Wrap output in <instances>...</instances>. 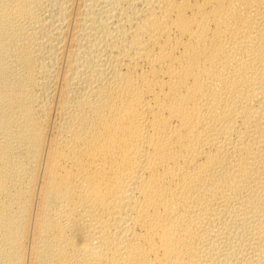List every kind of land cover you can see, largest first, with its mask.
<instances>
[{
    "label": "bare ground",
    "instance_id": "bare-ground-1",
    "mask_svg": "<svg viewBox=\"0 0 264 264\" xmlns=\"http://www.w3.org/2000/svg\"><path fill=\"white\" fill-rule=\"evenodd\" d=\"M0 264H264V0H0Z\"/></svg>",
    "mask_w": 264,
    "mask_h": 264
}]
</instances>
